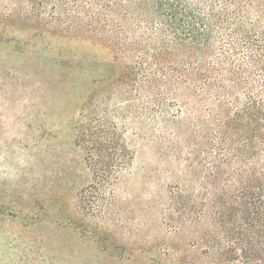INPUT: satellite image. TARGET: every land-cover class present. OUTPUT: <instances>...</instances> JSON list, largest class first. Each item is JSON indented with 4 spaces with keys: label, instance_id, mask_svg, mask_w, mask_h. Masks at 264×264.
<instances>
[{
    "label": "trees",
    "instance_id": "16d2710c",
    "mask_svg": "<svg viewBox=\"0 0 264 264\" xmlns=\"http://www.w3.org/2000/svg\"><path fill=\"white\" fill-rule=\"evenodd\" d=\"M43 1L0 9V25L48 32ZM65 2V22L110 58L82 73L71 126L90 181L78 209H97L137 142L152 141L170 179L159 200L166 259L264 264V0ZM86 226L105 264H127L132 245Z\"/></svg>",
    "mask_w": 264,
    "mask_h": 264
},
{
    "label": "rangeland",
    "instance_id": "374dc122",
    "mask_svg": "<svg viewBox=\"0 0 264 264\" xmlns=\"http://www.w3.org/2000/svg\"><path fill=\"white\" fill-rule=\"evenodd\" d=\"M25 1L0 0V9ZM42 4L48 32L0 25V264L112 261L98 250L87 224L108 231L118 246L132 245L123 255L127 264H171L159 249V200L170 179L152 141L137 142L132 165L97 209L77 207L90 181L71 126L88 90L82 73L101 69L110 58L65 22L64 9L73 3Z\"/></svg>",
    "mask_w": 264,
    "mask_h": 264
}]
</instances>
